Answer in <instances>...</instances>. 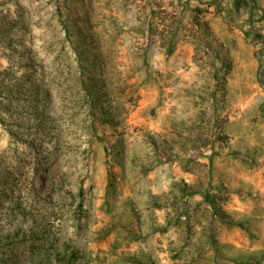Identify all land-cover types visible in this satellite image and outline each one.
Listing matches in <instances>:
<instances>
[{
  "label": "rangeland",
  "instance_id": "rangeland-1",
  "mask_svg": "<svg viewBox=\"0 0 264 264\" xmlns=\"http://www.w3.org/2000/svg\"><path fill=\"white\" fill-rule=\"evenodd\" d=\"M0 72V264H264V0H0Z\"/></svg>",
  "mask_w": 264,
  "mask_h": 264
},
{
  "label": "trees",
  "instance_id": "trees-1",
  "mask_svg": "<svg viewBox=\"0 0 264 264\" xmlns=\"http://www.w3.org/2000/svg\"><path fill=\"white\" fill-rule=\"evenodd\" d=\"M0 75L6 76L5 72H0ZM13 89L14 88L11 87V85L8 82H6L4 78L0 80V93L5 98L10 99L12 97V93L14 92Z\"/></svg>",
  "mask_w": 264,
  "mask_h": 264
}]
</instances>
